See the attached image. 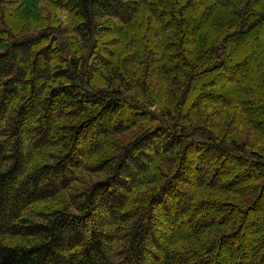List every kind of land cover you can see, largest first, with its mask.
<instances>
[{"label":"trees","instance_id":"trees-1","mask_svg":"<svg viewBox=\"0 0 264 264\" xmlns=\"http://www.w3.org/2000/svg\"><path fill=\"white\" fill-rule=\"evenodd\" d=\"M24 1L31 24L17 32L1 16L7 17L13 7L0 9V264H264V245L250 256L241 257L237 247L229 258L223 255L243 229L264 237V74L259 85L241 83L264 51V0H212L208 6L204 0H47L67 18H54L53 23L60 20V31L46 28L48 21L34 2ZM145 5L150 10L137 25ZM200 9L203 18L195 14ZM215 17L219 23L201 37L205 22ZM147 21L148 26L159 24L160 30L149 29L142 36L152 47L164 41L162 54L149 55L154 51L135 33L120 65L100 53L99 38L111 32L109 25L120 32L127 27L143 30ZM196 29L201 37L197 53L193 48L186 52L190 32ZM165 61L175 66L162 99L150 92L136 68L145 74L144 65H149L152 75L164 81L170 72ZM97 64H102L100 70ZM99 71L106 74L103 86L95 81ZM226 84L239 96L231 107L219 91ZM239 107L249 120L232 132L233 115L225 112ZM216 111L220 115L214 118ZM145 117L163 130L154 132L150 125L140 131L138 120ZM98 118L104 122L94 125ZM86 132L94 138L88 134L80 144L90 138L91 152L107 145L112 134L124 139L127 132L133 143L122 148L117 140L116 153L99 171L91 168L78 179L76 174L86 170V158L75 153H86L88 147L71 146L72 138ZM164 134L173 141L158 145L153 138ZM56 144L62 145L49 154L47 148ZM197 148L214 152L220 160L209 172L208 153L197 159L194 185L178 168L187 161V149ZM172 153L175 158L162 169ZM41 155H46L43 163ZM234 160L240 168L234 179L218 174ZM154 169L160 179L147 182ZM155 182L162 185L155 187ZM171 183L184 186L182 200ZM205 190L207 195L199 200L203 204L194 212L212 210L213 223L200 217L194 225L203 228L185 251L165 235L161 220H155L158 215L153 220L150 215L157 208L162 217L176 216L172 200L188 213ZM198 235L202 243L192 248Z\"/></svg>","mask_w":264,"mask_h":264},{"label":"rangeland","instance_id":"rangeland-1","mask_svg":"<svg viewBox=\"0 0 264 264\" xmlns=\"http://www.w3.org/2000/svg\"><path fill=\"white\" fill-rule=\"evenodd\" d=\"M21 1L22 0H3V1L0 0V9H6V8L7 9H11V7H13L12 10H8L7 11V17L5 15H3V14L1 16L6 18V20L9 23L12 24V26H13L12 29H14L15 32H17V29H20L24 25L31 24V23H28V22H30L28 20V18L32 19V15H31V17H30V15H28L29 10L27 9V7L21 5ZM32 1L34 2L35 8L38 11V13L41 15L42 19L44 21H48V23H46V28L54 29L55 31H60L59 30L61 28L60 20H58L57 23H53L54 18L56 19L58 16L62 17L64 19H67V18L60 11V9L55 5V3L54 2L48 3L49 0H48V2H47V0H45V1L44 0H32ZM204 1H205V3H207V6H208V4L212 0H204ZM24 2L27 4V0H25ZM140 10H141V12H140L141 18L138 21L137 25L140 24V23L142 24V19L144 20L146 18V15L148 14L150 8H149L148 5L147 6L145 5V6H141ZM195 14L197 16L198 15L200 16V14H201L200 18H203V16H204V13H203V11L201 9H200V11L198 10L197 12H195ZM199 20L200 19H197L198 23H199ZM218 20L219 19L217 17H215L212 20H210L211 23L207 24L205 22V26H206L207 29L205 31L203 30V32H201V37L206 35L205 32L208 30V28L218 24L219 23ZM148 22L151 23L150 21H147L146 24H145L147 26H142V27H144L143 30H138V29L136 30L134 28L127 27L122 32L116 31L114 27L109 25V27L111 28V32H108V34H105L103 37L99 38V40H100L99 46L101 47L100 53L103 55V57H105L107 59H110V63H113L114 65L118 66L121 63L120 60H121L122 56L124 55V53H126V51L124 52V50H123L125 48L126 44L128 45L132 40L137 38L136 35L139 34L140 35L139 36V40L141 41V43H143L145 47H149L148 50L151 49V50L154 51V52H150L149 55L152 56V55H154V53H156L155 55L162 54L164 52V50H162V49H164V45H163L164 41H163V43L161 45L159 44V45H156L155 47H152V45L146 41L148 39L145 40L146 37L142 36L145 33L146 34H150L153 30H158V31L160 30V28H159L160 25L159 24H153L152 26H148ZM200 22H204V21L201 20ZM64 25H67V24H64ZM174 25L175 24H173V25L171 24L168 27H172ZM18 26H19V28H18ZM194 28H196V26L192 27V30H194ZM149 29L151 30V32L149 31L150 33L148 32ZM141 31H143V32H141ZM10 33H13L12 35H14V36L17 35L14 32H10ZM133 33H135L136 35L133 34ZM202 33H203V35H202ZM149 37H151V36H149ZM201 37H200L198 29H196L195 32H190V36L188 37V39L192 43L190 44L189 41H188L189 43L186 42L187 43L185 45L186 46V52L188 50H191V48H193L192 50L195 51L193 53H197V49L199 48V45H196V44H198L200 42V38ZM8 39H10V38H8ZM72 40L75 43L79 42L78 40L76 41L74 35H72ZM7 42H4V43L7 44ZM44 43H46V45H44V46L48 45L47 44L48 42H44ZM77 44H78L77 46L79 48H82L79 43H77ZM2 49H5V47L2 48ZM108 51L112 52L113 54L110 56ZM193 53L189 52V54H193ZM263 53H264V51H263ZM242 54L243 53L240 51V52H238L236 54L235 57L239 59ZM262 54L259 56V58H258L259 60L256 62L253 70H251L250 73L247 74V76H243L241 78V83H242L243 86H252L253 84L255 85L256 83L259 85V83L261 82L262 74H264V56H263L264 54L263 55ZM87 55H85V57ZM146 60H147V58H146ZM151 63H152V68H154L155 65L153 66L152 59L150 60V65H151ZM162 63H163V65L165 67L168 65L167 67H168V70L170 71L168 73V79L167 80L163 81V79H161L159 77L157 78L155 75H152V72H151L152 68L150 70L149 65H144V66H146L143 69L145 71V74L142 73L141 70H139L137 68H136V72L139 74L138 76L140 78L146 79V81L149 83L150 92L152 90H154V91L158 92V94H161V98L164 99V97L167 96L166 95V89L169 87L167 84H168V82L170 83V81H171L170 79L173 77L172 69L174 68L175 65L172 62L170 64L168 61H165V62H162ZM101 65L102 64H97L96 67L98 68V70H100L102 68ZM52 67H53V70L55 68H57V63H56V61L54 59L52 61ZM31 75H33V73ZM31 75H30V77H28V81H30ZM103 75H106V74L103 71H99L96 74V76H95V78H96L95 81H97L99 86H103V81H104V78H103L104 76ZM39 80H40V82H42V79H39ZM227 86H228V84H226L224 86V88H222L223 87L222 86L221 88H219V91H222V93L226 97V99H229V101H228L229 103H227L228 105L226 103H225V105L231 107L232 105L236 104L235 102H236V100H238L239 96L237 95L236 92L229 90V88ZM256 90H257V88H256ZM135 92H136V90H135ZM151 97H154V95H151ZM127 98L129 99V96ZM206 104H207V102L204 103V105H206ZM221 109H222V107H218V110H221ZM153 110H154V108H153ZM124 113L125 112H122V114H124ZM126 114H127L128 117L131 116L130 112H127ZM225 114H232L233 115V119L229 122L230 123L229 130L232 131V132H235V130L240 126L241 123L248 122V120H249L248 119L249 117L246 116L247 113L244 111L243 107H239L238 109H233V110L230 109V110L226 111ZM219 115H220V113H218L216 111V113L213 116L215 118V117H217ZM159 117H161V116H159ZM113 119H115V118H113ZM118 119L119 118H116L114 122H116ZM246 119H248V120L245 121ZM125 120H128V119L125 117ZM150 120L153 121V119H149V118H146V117L138 120V123H139L138 126L142 127L140 129V131L142 130V132H143L150 125L153 126V130L155 128L154 132H157L158 129L163 130L162 129V128H164L163 126L159 127L160 123L154 122L153 124H151ZM74 121H75V119H73V122ZM101 121H102V118H98L97 120H95V124L94 125L99 124ZM159 121H161V120L159 119ZM103 122L104 121H102V123ZM143 128H144V130H143ZM88 134H92V133L86 132L85 135L79 136L76 140H74L72 138L73 143L71 144V146H73L75 148L77 147L80 150H83V148L86 147L85 144H87V147H88L86 153H83V152L75 153L79 157V159L80 158H86V170L76 174L75 178H78V179H81L84 176H86L88 173H90L91 168H94V170H96V172L99 171V166L102 164V162L104 160H106L108 156H112L113 154L116 153L115 148H116L117 143H118L117 140L121 139V143H123V144H121L122 148H125V147L129 148V147H131V144L133 143V142L130 141L132 136H130L128 138L129 133H127V132L124 133V137H125L124 139H122L123 137L118 136V134H112L108 138V140L106 142L107 145H103V147H101L99 149L95 148L91 152L89 149L92 147L91 144L93 142L91 141L90 138L87 139L86 143L84 142L83 144H80L82 142V139L86 138V135H88ZM125 134H127V135L125 136ZM93 135L94 134H92V136ZM93 138H94V136H93ZM167 139H170V141H173V138H170L166 134H164V136H162L161 138H158L157 136H155L153 138V140L158 145L160 144L159 141H161V140L165 141ZM260 140H261V137H260ZM79 144H80V146H78ZM56 145H57L56 147L47 148V152L49 154L56 153L62 144H56ZM189 146H190V144H189ZM189 148L190 147H188V149ZM64 149L65 148H63V146H62V150H64ZM188 149H187V152H186V155H185V157L187 158V161L186 162H183V161L181 162L180 167L178 168V173L181 174L182 171H183L184 175L186 177L188 176L189 180L192 181V184L195 185L198 182V177H199L198 169H200V165H198V160L197 159H199L202 155H204V153H206L207 150L206 149H200V148L191 149V150H188ZM40 153H42V152H40ZM122 153H124V152L122 151ZM172 155H169V156L166 157V160L164 161V164L161 167L162 169L167 167V166H165L166 162L171 161V160H173L175 158L176 154L172 153ZM215 155L216 154L214 152H211V153L209 152L207 155L206 154L204 155V156H206L207 162H211V163L207 164V166H206V169L209 172L211 171L209 169L214 168L215 164L220 160L218 156H217V158H214ZM41 157H42V155H41ZM170 157H172V158H170ZM48 158H49V156H47V159ZM212 159H214V160H212ZM43 160H46V155L43 156L42 158H40L39 162L43 163ZM159 166H161V163L159 164ZM191 169H194V170H191ZM239 170H240V168H238V164L234 160L231 163L230 167L221 166L218 174H220V175H222L224 177V174L227 173V175H229L228 177H231V179H234L236 174L239 173ZM246 170H248V169H246ZM221 171H224V172L222 173ZM157 179H160L159 173L158 172L155 173V169H154L152 172L149 173L148 178H147L146 181L147 182H150L151 180L152 181H157ZM230 182H231V180H230ZM171 184H174V185L178 186L177 187V194H178L179 199L182 200L183 199V195L182 194H186L187 193V192H185L184 186L181 183H178V184L177 183H171ZM161 185H162V182L161 183L160 182H155L154 183L155 187H160ZM223 185H224V183H223ZM206 190H208V188ZM206 190L204 191L205 193H200L199 192L200 193V195H199L200 199H196V203H197V200L199 201V200L203 199L207 195V191ZM175 197H177V196H175ZM175 197H174V199H175ZM217 197H219V195H217ZM194 200H195V198H194ZM184 201H185V199H184ZM171 203H173V213L176 216H172V214H165L164 213L163 217H162V212L157 210V208H154V210L152 209L150 218H152V220H153V219H155V216L158 215V218H156L155 220L156 221L161 220V223L163 224L162 230L165 231L164 232L165 235H167V237L169 236L172 241L177 242L176 244L181 245L183 250H185V251L186 250H190V244L188 243V241L190 240V238H192L196 234H198L200 232V230H202V228H203L202 227L201 229L197 230L196 226L194 225L195 222L198 219H200V217L207 216L208 217L207 221L209 223H213L212 222V217H211V215H213V212H212V210H208V208L207 209L204 208V209H202V211H200V214H199V212L195 213L194 212L195 207L197 206V208L200 209L202 204H203L200 201L196 205L192 202V209L189 210L188 213H186V209H185V207H183V205H180L179 208L177 207L178 201L172 200ZM54 206H56V205H54ZM37 209L38 210H43L44 206H37ZM251 231L252 232H249V231L247 232V230L245 231L243 229L242 231H240V233L238 235L237 234L234 235L232 237V241L234 240V242H232L231 244L227 245L228 248L225 247V248H227V250L226 249L224 250L225 251V254H223L224 257H226V255H227L228 258H229L231 256V252L234 249H236V247H237V249L239 251L238 253L241 255V257H244L245 254L247 256L249 254V256H250L252 254V252L256 253V252H258L257 250H260L261 248H263L264 237L261 236L260 234H256L254 232L255 230H251ZM196 239H198L197 243L195 245H192V248L198 247L199 244L202 243V241H200V235L196 236ZM249 243L252 244V245L248 246ZM240 262L241 263H245V261L243 259H241V258H240Z\"/></svg>","mask_w":264,"mask_h":264}]
</instances>
